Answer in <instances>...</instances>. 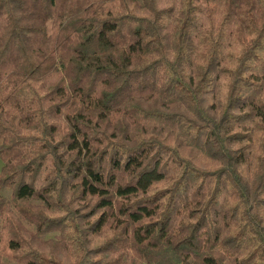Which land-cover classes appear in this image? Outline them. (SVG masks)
Listing matches in <instances>:
<instances>
[{
  "label": "trees",
  "instance_id": "trees-1",
  "mask_svg": "<svg viewBox=\"0 0 264 264\" xmlns=\"http://www.w3.org/2000/svg\"><path fill=\"white\" fill-rule=\"evenodd\" d=\"M0 264H264V0H0Z\"/></svg>",
  "mask_w": 264,
  "mask_h": 264
},
{
  "label": "rangeland",
  "instance_id": "rangeland-1",
  "mask_svg": "<svg viewBox=\"0 0 264 264\" xmlns=\"http://www.w3.org/2000/svg\"><path fill=\"white\" fill-rule=\"evenodd\" d=\"M1 165H2V162H1V160H0V168H1Z\"/></svg>",
  "mask_w": 264,
  "mask_h": 264
}]
</instances>
